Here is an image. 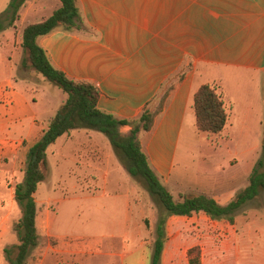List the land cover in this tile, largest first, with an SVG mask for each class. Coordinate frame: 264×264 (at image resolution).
Instances as JSON below:
<instances>
[{"label":"crops","instance_id":"obj_1","mask_svg":"<svg viewBox=\"0 0 264 264\" xmlns=\"http://www.w3.org/2000/svg\"><path fill=\"white\" fill-rule=\"evenodd\" d=\"M34 3L25 0L15 25L20 19L24 24ZM59 5L58 1L56 8ZM76 5L82 30L57 27L37 38L51 64L69 79L94 84L100 91L98 108L120 119L138 117L161 85L187 67L152 129L139 134L142 150L171 194H205L222 205L229 203L248 185L258 160L264 170V0H76ZM6 6L7 0H0V13ZM37 22L0 33V168L3 159L27 153L58 110L38 108L29 95L36 87L18 75L23 29ZM199 65L222 71L221 80L212 82L228 113L226 127L218 135L228 142L222 157L232 158L236 165L220 164L222 173L207 176L203 171L196 178L179 165V148L186 132L197 134L194 94L200 85L211 83L200 80L207 71ZM130 129L129 125L119 128L123 135ZM82 130L87 129L63 134L61 143L70 145L76 159H86L83 173L101 174L99 180L106 185L108 166L102 164L96 146L88 150L89 139L79 133ZM75 141L80 143L78 149ZM91 151L98 158L92 159ZM120 196L112 198L118 203ZM121 198L128 206V197ZM2 206L0 199V246L7 238L1 228L7 220ZM41 215L36 216L41 240L26 264H150L152 241L148 245L137 241L134 230H123L121 237L115 232L89 236L64 228L57 214L47 219ZM45 220L51 224L46 233L40 229ZM123 237L133 242L119 261V238ZM46 238L54 242L43 246ZM104 240L110 243L106 252ZM103 254L109 260L102 261ZM160 264H264V190L238 209L233 222L212 219L204 212L169 216Z\"/></svg>","mask_w":264,"mask_h":264},{"label":"trees","instance_id":"obj_2","mask_svg":"<svg viewBox=\"0 0 264 264\" xmlns=\"http://www.w3.org/2000/svg\"><path fill=\"white\" fill-rule=\"evenodd\" d=\"M58 1L60 5L49 17L37 23L27 24L22 33L21 68L33 70L47 82L61 89L65 93V100L50 119L42 136L26 153L24 176L15 185L13 195L14 200L22 208V215L13 227L18 243L3 248L5 258L9 264H26L31 251L40 243L41 237L36 226L38 208L34 193L46 178L49 145L71 130L87 129L98 131L108 138L129 176L142 182L158 204L150 264H160L167 218L172 215L190 216L193 213L204 212L212 219L233 222L238 209L264 190V170L261 161L258 160L253 167L248 185L239 190L225 205L205 194L181 195L174 199L151 169L142 150L139 134L152 129L154 120L162 110L175 82L183 78L185 70L178 73L174 80L165 81L159 92L146 102L136 118L120 119L100 110L97 106L99 89L90 82L69 79L64 72L51 64L45 50L37 43L39 36L57 27L65 31L83 29V19L76 0ZM24 2L25 0H9L7 7L0 13V33L14 27L19 9ZM193 110L197 130L208 134H220L226 127L228 113L216 85L211 83L200 85L193 97ZM122 125L131 127L128 135L120 132L119 128Z\"/></svg>","mask_w":264,"mask_h":264},{"label":"rangeland","instance_id":"obj_3","mask_svg":"<svg viewBox=\"0 0 264 264\" xmlns=\"http://www.w3.org/2000/svg\"><path fill=\"white\" fill-rule=\"evenodd\" d=\"M9 0H7L8 5ZM57 0H35L34 11L25 19L17 21L15 26H24L27 22H37L42 17L49 16L57 6ZM7 7V6H6ZM4 50V48H3ZM189 68V67H188ZM203 73L200 80L211 82L221 80L222 71L220 68L207 69V66L199 65ZM19 72V76L27 79L36 88L29 91L32 99L36 100L38 108H53L56 111L65 100V93L58 87L45 81L42 76L35 72ZM187 69V67H186ZM184 68V70H186ZM88 136V145L83 142L81 145H87L90 151L91 147L96 146L95 152L99 155L102 164L108 169L105 175L108 177V183L104 185L99 179L101 174L83 173L82 165L86 159L82 157L76 159L73 157L68 145L61 143L62 136L49 145L47 149V171L46 178L41 182L34 199L37 204L38 213H42L43 219L57 214V219L62 220L66 229L69 231H80L93 235H107L111 232L120 234L123 230H134L138 235L136 240L151 246L155 238V226L158 215V204L151 197L142 182L130 177L123 167L117 153L111 146L108 138L95 130H82L79 132ZM197 134L186 132L181 138L179 153V165L185 168L189 177H200V173L206 172V175H217L222 173L220 164L227 168L236 165L232 158L223 154L227 153V141L218 134H208L198 131ZM197 135V136H196ZM67 144V143H66ZM77 141L74 143L75 149H78ZM68 146V147H66ZM92 159L98 158L93 152H89ZM97 155V156H98ZM26 153L7 160H2L0 168V199L3 202L1 211H5L7 220L3 223L2 229L7 233L6 242L1 244L0 264H8L3 248L18 243L17 234L13 227L15 222L22 215L21 206L14 200V187L23 179L25 169ZM77 161V165L75 163ZM232 164H231V162ZM5 167L6 169H2ZM95 179L98 181L95 183ZM238 192V191H237ZM236 192V193H237ZM115 194L128 197V206L120 200L116 203ZM173 195L178 199L181 195L187 193L178 192ZM113 197V198H112ZM113 200V201H112ZM125 207V208H124ZM127 208V209H126ZM126 210V211H125ZM37 213V214H38ZM126 214V215H125ZM123 217L125 219L123 220ZM152 226V230H151ZM40 229L46 233L51 229L50 222L46 220L41 223ZM48 235V234H46ZM133 238H119V257L126 251V246L131 245ZM45 244L54 242L52 238H46ZM104 252L110 247V243L104 240ZM88 259H89V255ZM109 260L106 254H103L102 261Z\"/></svg>","mask_w":264,"mask_h":264}]
</instances>
